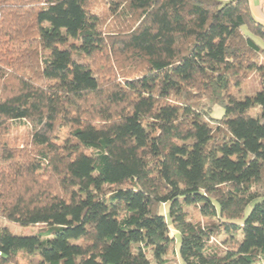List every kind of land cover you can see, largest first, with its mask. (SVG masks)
I'll list each match as a JSON object with an SVG mask.
<instances>
[{"label": "trees", "instance_id": "1", "mask_svg": "<svg viewBox=\"0 0 264 264\" xmlns=\"http://www.w3.org/2000/svg\"><path fill=\"white\" fill-rule=\"evenodd\" d=\"M113 3L137 22L0 0V220L48 225L0 224V264H176L173 231L185 264H264V24L249 0Z\"/></svg>", "mask_w": 264, "mask_h": 264}, {"label": "rangeland", "instance_id": "2", "mask_svg": "<svg viewBox=\"0 0 264 264\" xmlns=\"http://www.w3.org/2000/svg\"><path fill=\"white\" fill-rule=\"evenodd\" d=\"M115 0H92V4L90 5L89 9L91 12L96 13V15L103 21L104 28L108 30L109 28L113 30L116 28L119 24L127 23L129 25H134L135 22H137L134 18L125 19L124 18H118L116 15L113 14V11L118 9L119 5H114ZM264 0H249V7L251 14L253 18L264 24V21H262L259 17L260 9L263 7ZM129 17V16H127ZM124 20V21H123ZM244 32H246V27L241 28ZM134 67V68H133ZM139 66H129L124 70V73L131 74L133 71L137 70ZM260 86L259 80L255 75H252L250 78H248L245 83L238 89L241 93H251L255 92L258 87ZM256 109H253L251 111L252 115H255ZM223 112V109L220 106H215L213 108L212 115L215 117H219ZM22 134H19L16 131H13V134H17L20 136V139L23 138L24 134V128L19 129ZM19 144L21 143V140L18 141ZM250 207L246 209V212H248ZM187 210L189 212V218L191 220H196L199 218V215L197 214L196 210L192 206H188ZM162 212L166 215V219L168 220V204H164L162 207ZM0 224L7 227L12 233L16 235H33L37 233L44 232L47 228V224L39 223V224H33V225H19L13 222L9 221H3L0 220ZM174 236V242L171 245V249L167 253V256H171L174 259V262L176 264H185L178 255V247L180 242V236L177 232H172ZM219 238H222V235H219L217 237V240ZM35 259H38V255L34 256Z\"/></svg>", "mask_w": 264, "mask_h": 264}, {"label": "crops", "instance_id": "3", "mask_svg": "<svg viewBox=\"0 0 264 264\" xmlns=\"http://www.w3.org/2000/svg\"><path fill=\"white\" fill-rule=\"evenodd\" d=\"M259 17L262 21H264V4L263 7L260 9ZM174 232V231H173Z\"/></svg>", "mask_w": 264, "mask_h": 264}]
</instances>
